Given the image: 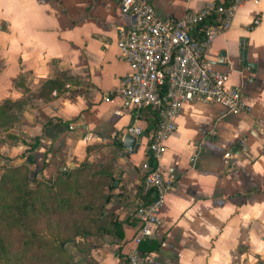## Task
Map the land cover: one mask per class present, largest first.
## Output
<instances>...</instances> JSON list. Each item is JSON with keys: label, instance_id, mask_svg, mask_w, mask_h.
<instances>
[{"label": "crops", "instance_id": "1", "mask_svg": "<svg viewBox=\"0 0 264 264\" xmlns=\"http://www.w3.org/2000/svg\"><path fill=\"white\" fill-rule=\"evenodd\" d=\"M147 1L159 17L181 18L225 0ZM135 21L115 0H0V103L28 97L31 104L0 135V164L26 163L32 176L47 179L84 166L113 180L100 218L115 219L119 229L71 246L76 264H121L132 247L144 145L156 126L151 111L135 118L117 93L128 66L116 40ZM205 56L241 89L247 109L181 107L162 161L173 183L149 239L155 249L139 264H264V2L239 7ZM56 73H66L62 90L38 98ZM133 125L143 136L127 151L122 139Z\"/></svg>", "mask_w": 264, "mask_h": 264}, {"label": "built area", "instance_id": "2", "mask_svg": "<svg viewBox=\"0 0 264 264\" xmlns=\"http://www.w3.org/2000/svg\"><path fill=\"white\" fill-rule=\"evenodd\" d=\"M115 1L123 14L136 18L132 29L122 30L116 40L119 54L128 66L117 93L132 106L135 118L143 110L156 117L155 129L146 136L144 145L147 158L141 163L142 190L152 197L146 205L138 203L132 213L136 230L132 247L121 261L139 264L142 258L138 246L150 239L161 224L165 194L173 183L163 170L162 161L181 107L203 103L217 104L229 113L247 109L241 89L228 84L226 72L211 68L205 52L219 34L230 28L239 7L247 2L258 6L264 0H231L227 5L209 2L181 18L159 17L147 0ZM209 16L215 18V24L201 30L199 26ZM258 23V19L252 22ZM194 34H200L199 39ZM126 134L138 140L143 130L133 125L126 129Z\"/></svg>", "mask_w": 264, "mask_h": 264}, {"label": "trees", "instance_id": "3", "mask_svg": "<svg viewBox=\"0 0 264 264\" xmlns=\"http://www.w3.org/2000/svg\"><path fill=\"white\" fill-rule=\"evenodd\" d=\"M213 24L215 18L209 16L199 28L203 30ZM199 36L193 35L196 39ZM66 78V73H56L39 87L37 97L46 100L51 91L62 90ZM21 81L19 78L17 84H22ZM30 108L28 97L3 100L0 135L20 121ZM27 167L5 165L0 175V264H76L70 246H81L80 240L112 228L118 231L120 224L115 219L100 218L110 198L107 190L112 188L113 180L92 174L84 166L59 171L52 179H41L31 177ZM151 197L150 193H144L138 203L146 205ZM54 217L63 218L65 223L50 222ZM39 221H48L45 222L48 227L42 231L37 227V223H42ZM52 228L57 229L56 233L47 231ZM60 228L65 232H60ZM138 248L144 255L155 249V244L148 239Z\"/></svg>", "mask_w": 264, "mask_h": 264}, {"label": "rangeland", "instance_id": "4", "mask_svg": "<svg viewBox=\"0 0 264 264\" xmlns=\"http://www.w3.org/2000/svg\"><path fill=\"white\" fill-rule=\"evenodd\" d=\"M24 165H26V163H23ZM5 165H14V164H12V163H9V162H3V163H1L0 164V175L2 174V168H3V166H5ZM87 168V167H86ZM27 169H29L30 170V168H28L27 167ZM31 172V171H30ZM31 175V177H32V173L30 174ZM54 177V175L50 178V179H52ZM41 179H47V178H41ZM59 220V222H63V223H65V220L63 219V218H59V217H54L52 220H50V222H57ZM39 222H42V223H37V227L39 228V229H41L42 231L43 230H45V228H47L48 227V225L45 223V222H48V221H39ZM53 225V224H52ZM47 231H49V232H52V233H56V231H57V229L56 228H52V229H48ZM59 231L60 232H65V230H61V228L59 229ZM70 246V245H69ZM71 247V246H70Z\"/></svg>", "mask_w": 264, "mask_h": 264}, {"label": "water", "instance_id": "5", "mask_svg": "<svg viewBox=\"0 0 264 264\" xmlns=\"http://www.w3.org/2000/svg\"><path fill=\"white\" fill-rule=\"evenodd\" d=\"M122 145L127 151H133L137 148L136 138L126 134L122 139Z\"/></svg>", "mask_w": 264, "mask_h": 264}]
</instances>
